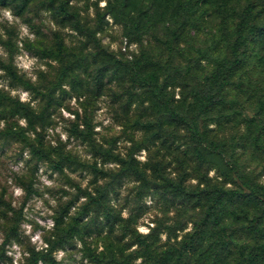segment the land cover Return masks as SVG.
I'll use <instances>...</instances> for the list:
<instances>
[{
  "label": "rangeland",
  "instance_id": "rangeland-1",
  "mask_svg": "<svg viewBox=\"0 0 264 264\" xmlns=\"http://www.w3.org/2000/svg\"><path fill=\"white\" fill-rule=\"evenodd\" d=\"M202 223L164 264H264V0H0V264H152Z\"/></svg>",
  "mask_w": 264,
  "mask_h": 264
},
{
  "label": "trees",
  "instance_id": "trees-1",
  "mask_svg": "<svg viewBox=\"0 0 264 264\" xmlns=\"http://www.w3.org/2000/svg\"><path fill=\"white\" fill-rule=\"evenodd\" d=\"M122 4L124 5L127 0H121ZM254 6L251 4L247 6L242 14L240 15L239 22L236 26L235 29V37L234 40L231 44V54L233 57V60L230 64L227 65V69L229 70H234L238 68L241 65V59H240V50L241 47L245 44V33H244V27L247 23L248 16L250 15L252 9ZM60 10L63 14H67V10L64 6V4L60 5ZM253 27H249V31H253ZM160 90V89H159ZM177 189L180 191L184 192L183 188L180 187L179 185H175ZM216 201V200H215ZM203 227L204 223L199 225L195 232L190 236L189 240L187 241V244L182 247V245H175L172 246L169 250L165 252H160V253H153V258H152V264H164L165 261L170 257V256H175L177 254H182V253H190L193 252L194 250L196 251L198 247H200L202 244V237H203ZM186 243V242H185ZM264 257V254H263ZM247 259V260H246ZM241 264H251L252 263V258L248 257L246 258Z\"/></svg>",
  "mask_w": 264,
  "mask_h": 264
},
{
  "label": "clouds",
  "instance_id": "clouds-1",
  "mask_svg": "<svg viewBox=\"0 0 264 264\" xmlns=\"http://www.w3.org/2000/svg\"><path fill=\"white\" fill-rule=\"evenodd\" d=\"M5 15H10L9 13H5ZM17 194H19V192H17ZM49 227H51V225H49ZM141 232H146L147 229L141 228L140 229ZM37 239H39V237H37Z\"/></svg>",
  "mask_w": 264,
  "mask_h": 264
}]
</instances>
